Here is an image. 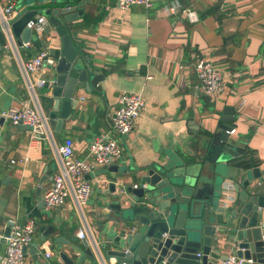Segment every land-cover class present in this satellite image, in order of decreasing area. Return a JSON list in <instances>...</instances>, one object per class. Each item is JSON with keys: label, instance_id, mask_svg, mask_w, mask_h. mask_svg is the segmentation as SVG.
<instances>
[{"label": "crops", "instance_id": "1", "mask_svg": "<svg viewBox=\"0 0 264 264\" xmlns=\"http://www.w3.org/2000/svg\"><path fill=\"white\" fill-rule=\"evenodd\" d=\"M54 1L71 3L82 11L67 27L83 64L92 74L104 76L101 91L75 90L77 103L70 117L59 133L52 126L55 141L63 144L70 139L74 156L85 160L89 143L99 135L113 136L124 150L112 163L118 166L116 173L98 167L91 174L92 193L85 207L89 227L108 264H120L107 253L117 226L114 209L107 202L110 195L105 193L109 183L116 179L126 185L140 184L141 177L161 163L186 167L183 156L201 155L204 139L221 123L231 126V139L243 148L242 154L223 163L226 178L242 183L258 168L263 174L251 178L250 187L258 191L256 196H264V0H154L150 8L135 4L126 13L118 10L116 0ZM173 6L193 9L198 20L190 23L167 13ZM60 40L49 24L41 33L32 32L28 47L22 49L24 57L45 51L54 60L44 67L48 84L37 89L46 114L45 98L52 87ZM199 58L224 75L221 93L210 97L202 91L194 69ZM123 92L141 93L145 107L135 129L119 136L111 131L110 115ZM28 98L13 53L5 48L0 53V107H19ZM222 116L232 118L223 121ZM193 163V173L212 168L205 159ZM45 172L48 179L38 188ZM55 172L54 151L46 141L31 137L25 124L0 121V233L8 220L23 224L33 219L36 229L30 247L38 246V256L27 254L24 264H64L56 251L64 252L72 264H99L93 252V261L84 253L77 236L81 219L72 201L50 210L41 205ZM228 181L220 199L223 220L248 197V190L235 191ZM258 221L264 234V208ZM48 225L55 227V236H64L69 243L57 245L53 234L39 242L40 226ZM6 245L7 240L0 242V255ZM46 251L52 252L48 258Z\"/></svg>", "mask_w": 264, "mask_h": 264}, {"label": "water", "instance_id": "2", "mask_svg": "<svg viewBox=\"0 0 264 264\" xmlns=\"http://www.w3.org/2000/svg\"><path fill=\"white\" fill-rule=\"evenodd\" d=\"M60 4L54 0H18L20 10L9 20L19 45L31 40L32 30L26 24L36 20L40 14L48 17L61 39L59 57L52 67V87L45 98L49 123L56 133L60 132L71 110L76 107L75 90L101 91L100 82L104 79L101 74H92L78 57L67 27L82 11L76 10V5L71 3ZM5 45V35L0 26V53ZM231 118L222 116L221 120ZM230 130L228 123L219 124L204 139L201 155L183 156L186 167L179 164L168 166L166 163L156 165L141 177L137 187L116 179L109 183L105 193L110 195L107 202L114 209V223L117 225L114 229L116 234L110 241L111 248L107 251L109 255L126 264H219L230 254L253 260V263L244 264H264L263 225L258 221L264 208V196H256L258 191L250 187V179L260 178L263 172L253 168L251 177H245L242 183L226 178L223 163L243 152V148L231 139ZM198 158L212 163V168L193 173L191 164ZM181 164L184 165L183 162ZM102 169L116 173L118 166L111 164ZM48 175L49 172H45L39 179L38 188ZM85 178L90 179L91 174ZM227 180L235 191L248 190V197L230 211L229 219L223 220L220 199ZM13 224V221H7L0 233V242H6ZM39 232V242L53 234V242L57 245L69 243L64 236H55L52 225L40 226ZM70 240L75 241L76 238L71 237ZM81 242L85 247L84 253L95 260L87 240L81 239ZM37 247L23 246L22 251L25 256L32 254L37 258ZM56 255L64 264H72L64 252L56 251Z\"/></svg>", "mask_w": 264, "mask_h": 264}, {"label": "built area", "instance_id": "3", "mask_svg": "<svg viewBox=\"0 0 264 264\" xmlns=\"http://www.w3.org/2000/svg\"><path fill=\"white\" fill-rule=\"evenodd\" d=\"M154 0H116L120 12L126 13L130 6L138 4L150 8ZM166 12L184 17L188 22L195 23L198 20L196 12L191 8L178 6L168 7ZM18 11L15 0H0V26L5 35L6 45L12 51L19 67L25 88L28 92V100L19 107H0V121L8 120L12 124H25L30 128L31 137L46 141L54 151L56 172L52 176L51 185L43 194L42 201L46 210L61 206L70 199L77 211L82 226L77 231L80 239H86L89 247L94 253L99 264H108L101 252L100 244L94 237L87 222L85 207L92 193V183L85 178L87 174H93L96 168L108 166L119 159L123 153V147L119 141L111 135H99L88 145V160L74 156L73 144L66 139L63 144H57L54 138L52 126L49 123L47 114L43 111L38 96V88L48 84L44 77V67L54 64V60L45 51L27 58L22 55V49L28 47V42L17 43L9 24ZM48 17L38 15L36 20L27 22L34 33H41L49 25ZM194 69L199 80L202 91L207 96H214L223 91L224 75L210 61L199 58L195 62ZM150 76H146L149 79ZM145 107V100L139 92H123L117 97V102L111 111V131L119 136L132 132ZM231 130L230 132H233ZM139 184H133L137 187ZM36 229L33 219H28L23 224L14 223L6 237L7 245L4 253L0 255V264H24L25 255L23 246L32 244ZM264 239V234L262 235ZM48 258L52 252L46 251ZM253 263V260L238 258L230 255L220 264H244ZM126 264V263H120Z\"/></svg>", "mask_w": 264, "mask_h": 264}, {"label": "trees", "instance_id": "4", "mask_svg": "<svg viewBox=\"0 0 264 264\" xmlns=\"http://www.w3.org/2000/svg\"><path fill=\"white\" fill-rule=\"evenodd\" d=\"M241 164H243V162H241Z\"/></svg>", "mask_w": 264, "mask_h": 264}]
</instances>
